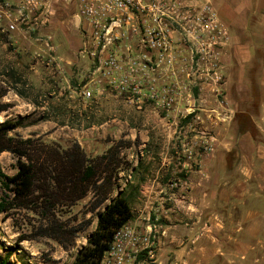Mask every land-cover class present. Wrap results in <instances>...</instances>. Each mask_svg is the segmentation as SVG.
<instances>
[{"label":"rangeland","instance_id":"obj_1","mask_svg":"<svg viewBox=\"0 0 264 264\" xmlns=\"http://www.w3.org/2000/svg\"><path fill=\"white\" fill-rule=\"evenodd\" d=\"M5 4L0 0V6ZM15 18L14 30L0 22V91H5L0 101L10 105L0 113V123L21 120L22 127L15 131L18 136L40 138L64 149L76 141L90 158L101 156L118 140L129 142L118 155L123 169L119 171V189H132L136 203H140L144 197L139 189L155 181L180 200L163 205L164 213L154 215L150 210L143 220V226L161 227L163 221L168 222L165 215H183L185 219H181V249L166 255L163 264H264V157L251 173L242 169L234 176L240 195L247 186L255 188L253 218L245 222L242 204L234 208L231 218H222L217 201L223 173L219 170L221 166L229 169L233 155H238V138L242 136L238 132L249 131L255 138L251 115L264 114V44L254 47L243 38L239 43L245 47L236 51L228 33L219 93L211 92L209 80L196 74L186 79L181 110L167 112L145 96L127 101V96L109 89L99 93L91 87V98L82 99L80 92L94 63L80 54L82 37L73 26L68 1L56 3V11L45 25L24 24V14ZM60 103L87 110L98 124L78 129L40 120L49 104ZM66 121L77 123L73 117ZM241 142L247 148L251 143L248 139ZM0 166L4 175L12 177L17 171L16 158L2 153ZM5 193L0 182V198ZM90 200L91 194L71 209L70 216L76 218L73 224L90 220V225L77 234L68 249L49 238L18 242L21 234H29L32 214L0 215V263L73 264L96 227V217L88 212Z\"/></svg>","mask_w":264,"mask_h":264},{"label":"built area","instance_id":"obj_2","mask_svg":"<svg viewBox=\"0 0 264 264\" xmlns=\"http://www.w3.org/2000/svg\"><path fill=\"white\" fill-rule=\"evenodd\" d=\"M59 0H19L0 6V22L14 30L24 24L45 25ZM75 5L73 21L82 42L80 54L94 68L80 96L92 88L132 97H147L164 111H179L186 79L202 75L211 92L219 93L221 61L228 32L209 2L199 0H66ZM204 74V75H203ZM206 76H208L206 78ZM146 220V219H145ZM161 227L143 229L126 223L114 235L100 264H155Z\"/></svg>","mask_w":264,"mask_h":264},{"label":"trees","instance_id":"obj_3","mask_svg":"<svg viewBox=\"0 0 264 264\" xmlns=\"http://www.w3.org/2000/svg\"><path fill=\"white\" fill-rule=\"evenodd\" d=\"M4 95L5 91H0V100ZM19 95L26 97L25 93ZM50 104L40 120L78 129L98 124L79 104L78 109H71L66 103ZM34 105L41 106L40 103ZM9 107L8 103L0 101V113ZM68 117H73L77 123L68 124ZM22 124L21 120L0 123V155L10 153L17 163L12 177L4 175L0 166V182L6 190L0 198V215L32 214L30 232L21 234L18 242L49 238L68 249L77 234L90 225V220L73 224L76 218L70 216L71 209L91 194L88 212L96 217V227L73 264H100L115 233L133 216L129 196L117 185L119 171L123 170L118 155L130 143L118 140L101 156L90 158L76 141L64 149L40 138H22L15 133ZM114 193L116 196L112 198Z\"/></svg>","mask_w":264,"mask_h":264},{"label":"crops","instance_id":"obj_4","mask_svg":"<svg viewBox=\"0 0 264 264\" xmlns=\"http://www.w3.org/2000/svg\"><path fill=\"white\" fill-rule=\"evenodd\" d=\"M202 1L209 2L217 12L220 23L232 37L231 45L234 50L237 51V48L245 47L241 42L239 43V41L244 39L251 41L254 47L264 44V0ZM4 2L12 6H18L19 4V0H4ZM257 25L262 26V28H259ZM257 29L260 31L255 34ZM259 112L257 114H250L253 119V132L256 137L253 138L249 131L243 134L238 132V135H242L238 138L240 143L237 150L238 155H233L235 157L229 169H224L221 166L219 170L221 172V169H223L219 183L220 188L218 187L220 192L218 193L217 199L218 205L221 208L220 216L222 218L226 215L231 218L234 208L239 207L238 204H242L241 212L246 218L245 222H248L250 218L256 215L253 204L256 197L255 188L253 186H247L241 190L243 193L240 195L238 185H236L238 184V180L236 181L237 183H234V176L242 172V169L248 172V174L251 173L258 166L260 162L259 158L264 157V114H259ZM246 139L251 142L249 148L246 147L245 143L241 142ZM122 189L125 190V195L132 199V206L134 207L132 209L133 216L129 222L135 223L141 229L144 227L142 225L143 220L147 218L150 210L154 215L159 211L164 213L163 205H169L171 201H180L175 194L166 192L165 187L155 181L145 183L141 187V190L139 189V192L144 197L140 203H136L132 189L127 190L128 188L126 186ZM236 200H240L241 202H236ZM167 201L169 202L168 204H166ZM134 211H136L135 214ZM182 214H186V211H182ZM165 216L168 222L163 221V226H161L162 233L157 234L155 264H163V259L166 255H174L176 251L181 249V247H178L183 237L181 235V219L182 221L185 219L183 215L179 217ZM174 264H177V262Z\"/></svg>","mask_w":264,"mask_h":264},{"label":"flooded vegetation","instance_id":"obj_5","mask_svg":"<svg viewBox=\"0 0 264 264\" xmlns=\"http://www.w3.org/2000/svg\"><path fill=\"white\" fill-rule=\"evenodd\" d=\"M69 4H70V6H71V10H72V17H73V15L75 14V12H76V8H75V5L70 1L69 2ZM73 26L75 27V28H77V23L76 22H74L73 21Z\"/></svg>","mask_w":264,"mask_h":264}]
</instances>
